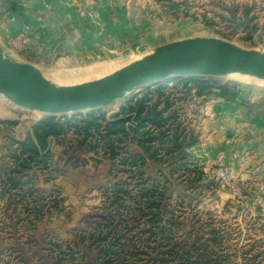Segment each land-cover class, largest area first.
Listing matches in <instances>:
<instances>
[{"label": "rangeland", "instance_id": "rangeland-1", "mask_svg": "<svg viewBox=\"0 0 264 264\" xmlns=\"http://www.w3.org/2000/svg\"><path fill=\"white\" fill-rule=\"evenodd\" d=\"M193 36H215L264 50V0H0V44L11 57L37 65L53 81L61 73L69 75L98 65L105 67L104 75L159 45ZM93 74L62 83L103 76ZM188 77L170 76L135 89L105 108L107 118L112 119L149 87L156 96V86L164 83L172 101L168 111L176 109L177 114L170 127L182 129L193 141L186 149L187 169L179 152L169 158L168 167L148 158L139 170L151 176L167 171L170 176L163 221H172L175 213L172 229L183 240L201 238L205 242L213 234L222 237L219 250L227 259L224 264H264V161L258 135L248 130L245 139H239V133L228 132L226 125L232 121L226 118V108L233 105L221 100L218 87L200 94L192 82V89L186 90L183 81L177 80L185 82ZM210 78L217 85L228 84L246 92L243 99L254 101L246 104L248 108L260 102L264 105L263 80L231 74ZM253 94L260 98L253 99ZM5 99L0 101V264H102V249L97 246L101 238L90 240V234L100 233L114 191L141 195L134 170L122 161L112 162L100 145L96 152L78 143L83 132L74 126L65 130L64 138L49 136L43 149L35 127L45 114L28 112ZM6 103L12 107L9 112ZM97 111L86 109L58 118H85ZM127 124L131 127L133 123ZM29 135L41 154L50 149L55 160L50 169L36 164L37 160L23 170L46 187L43 194L30 195L26 203L3 189L1 175L20 163L18 141ZM234 139L241 151H237L238 157L222 148ZM129 144L130 152L141 149L136 142ZM179 171H188L196 182H189ZM39 202H45V209L34 224L29 223V209ZM124 209L133 225L146 218L136 207ZM142 224L137 227H144Z\"/></svg>", "mask_w": 264, "mask_h": 264}, {"label": "trees", "instance_id": "trees-1", "mask_svg": "<svg viewBox=\"0 0 264 264\" xmlns=\"http://www.w3.org/2000/svg\"><path fill=\"white\" fill-rule=\"evenodd\" d=\"M185 80L177 81H183L186 90L192 89L193 82L200 94L218 87V95L221 97L231 98L237 95V88H232L228 84L217 85L210 77L190 76ZM156 88L158 90L156 96L152 95L153 88H147L140 97L131 99L123 105L112 119H108L106 111L102 109L92 112L85 118L74 116L72 117L74 119L68 117L61 119L51 115L35 127V134L43 149H46L44 147L49 136L64 138L65 130L74 126L83 132L78 143H84L85 147L90 146V149L96 152H99L100 145V148L105 150L104 156L109 157L112 162L122 161L132 171L134 170L133 177L140 186L141 195L135 197L119 190L114 191L110 204L105 207L106 218L102 219L100 233L97 236L94 233L90 234V240L101 238L97 246L102 249L100 256L102 264H224L227 259L224 254H220L222 250H219L223 245L222 237L213 234L214 236L207 238L205 242H201V238L183 240L172 229L176 223L172 221L177 218L175 213L171 215L172 221H163L161 214L167 208L168 199L165 195L171 187L167 171H157L155 176L147 175V171H139L141 167L147 165L149 159H154L161 167H168L169 158L179 152L182 154L184 169L188 168L190 162L186 149L193 140L182 129L170 127L176 120V109L168 111L172 101L166 96L165 84L159 83ZM155 97L157 99H154ZM131 121L133 124L129 127L127 123ZM129 142H136L141 149L130 152L132 145ZM18 144L20 163L13 170L9 168L8 172H4L1 180L5 191L14 194L20 200H26L27 203L30 195L37 197L45 192L46 187L38 185L33 174L23 170L31 168L30 164L37 160L39 161L36 164L50 169L55 156L50 149L41 154L42 150L32 135L18 141ZM68 147L70 148L69 145ZM179 172L183 173L189 182H196L197 179L191 180L188 171ZM113 173L116 174V171ZM201 174L203 175V171L199 172V176ZM114 202L117 204L111 206ZM44 203L32 204V210L29 209V217L26 219L29 223L34 224L37 221L36 217L45 209ZM54 206L59 207L56 204ZM125 207L138 208L146 218L144 221L137 219L136 225L131 224V220L127 218L129 212L124 209ZM59 208L61 209L62 205ZM141 222L144 223L142 224L144 227H137ZM215 246L217 249L214 251ZM69 254L76 259L73 250H70Z\"/></svg>", "mask_w": 264, "mask_h": 264}, {"label": "water", "instance_id": "water-1", "mask_svg": "<svg viewBox=\"0 0 264 264\" xmlns=\"http://www.w3.org/2000/svg\"><path fill=\"white\" fill-rule=\"evenodd\" d=\"M250 75L264 81V50L215 36L169 41L101 77L58 84L37 65L11 57L0 44V95L17 106L49 115L96 110L135 89L170 76Z\"/></svg>", "mask_w": 264, "mask_h": 264}, {"label": "crops", "instance_id": "crops-1", "mask_svg": "<svg viewBox=\"0 0 264 264\" xmlns=\"http://www.w3.org/2000/svg\"><path fill=\"white\" fill-rule=\"evenodd\" d=\"M231 87V86H230ZM234 88V87H232ZM237 88V95L231 98H225L223 97V99L221 98L222 101H225L226 103H228L229 107L231 108H226V114H227V119L229 120V123L232 121L234 122V126L233 123L231 122L230 125H226L228 132H234V133H239V135L237 136V138L239 139H243L244 137V133L246 131H250L253 130L255 134L258 135V143H260V154L262 155V159L260 157L261 160L264 161V105L261 104H257L255 105V107L253 109H250L246 106V104H253L254 101H248V99H243V94H245L242 90H240L238 87ZM247 94V93H246ZM253 99L256 97L260 98V94H253ZM253 99H249V100H253ZM5 98L3 96L0 95V101L5 102ZM247 101V102H246ZM7 102V101H6ZM232 104V105H231ZM5 107L7 108V112H9L8 109L12 108L10 103H6ZM23 108V107H22ZM106 107L103 108H99L105 111ZM26 111L28 112H39V111H35V110H29L24 108ZM98 109V110H99ZM238 109V110H236ZM261 109L263 110L260 114L257 113V110ZM97 110V109H96ZM238 111V112H237ZM42 113V112H40ZM45 114V117H42V120H45L48 116H51L49 114L43 113ZM54 116V115H52ZM55 116H59V115H55ZM241 127V131H239L238 127ZM231 130V131H230ZM241 134V136H240ZM240 136V137H239ZM245 139V138H244ZM236 139H234L232 142L226 143L225 147L222 146V148L227 149L226 152L229 156H236L238 157V153H237V144L234 142ZM244 149V148H243ZM238 152H241L240 150Z\"/></svg>", "mask_w": 264, "mask_h": 264}, {"label": "bare ground", "instance_id": "bare-ground-1", "mask_svg": "<svg viewBox=\"0 0 264 264\" xmlns=\"http://www.w3.org/2000/svg\"><path fill=\"white\" fill-rule=\"evenodd\" d=\"M87 69V68H86ZM82 70V71H80V70H76L77 72H72L71 74H67V72L66 73H61V74H59V75H57L56 77H55V81H53L51 78H49L46 74H45V72H44V75L49 79V80H51V81H53V82H55V83H58V84H63L62 82H70V81H68V80H71V78H75V77H81L82 78V76L84 77L85 75H91V74H93V73H101L102 74V72L103 71H105V67L104 66H102V65H98V66H96L95 68H91L90 67V69H88V70ZM109 72V71H108ZM94 75V74H93ZM98 75V74H97ZM103 75V74H102ZM105 75V74H104ZM233 77H235V78H250L251 76L250 75H244V74H240V73H233V74H231ZM87 77V76H86ZM60 82V83H59Z\"/></svg>", "mask_w": 264, "mask_h": 264}]
</instances>
